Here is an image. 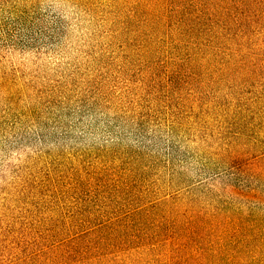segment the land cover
<instances>
[{
  "label": "rangeland",
  "instance_id": "rangeland-1",
  "mask_svg": "<svg viewBox=\"0 0 264 264\" xmlns=\"http://www.w3.org/2000/svg\"><path fill=\"white\" fill-rule=\"evenodd\" d=\"M0 264H264V0H0Z\"/></svg>",
  "mask_w": 264,
  "mask_h": 264
}]
</instances>
